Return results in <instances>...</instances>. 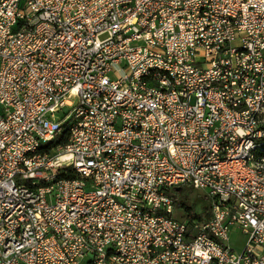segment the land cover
I'll return each instance as SVG.
<instances>
[{
	"label": "built area",
	"instance_id": "built-area-1",
	"mask_svg": "<svg viewBox=\"0 0 264 264\" xmlns=\"http://www.w3.org/2000/svg\"><path fill=\"white\" fill-rule=\"evenodd\" d=\"M262 97L264 0H0V264H264Z\"/></svg>",
	"mask_w": 264,
	"mask_h": 264
},
{
	"label": "bare ground",
	"instance_id": "bare-ground-1",
	"mask_svg": "<svg viewBox=\"0 0 264 264\" xmlns=\"http://www.w3.org/2000/svg\"><path fill=\"white\" fill-rule=\"evenodd\" d=\"M199 15L214 16V9H211L209 6H200ZM161 75H169V67H161ZM262 109H264V97H262ZM252 112H260V104H253ZM246 141L259 144L240 146L239 160L250 159V170L255 171L256 175H264V159H262V156L259 159L256 158L257 150L264 146V135L252 136V134H242V137H238V144H246ZM211 178H218V171H211ZM227 190L232 193L249 194L252 191V184L227 181ZM253 194H260V187H253Z\"/></svg>",
	"mask_w": 264,
	"mask_h": 264
},
{
	"label": "trees",
	"instance_id": "trees-1",
	"mask_svg": "<svg viewBox=\"0 0 264 264\" xmlns=\"http://www.w3.org/2000/svg\"><path fill=\"white\" fill-rule=\"evenodd\" d=\"M65 141H66V130H63L51 144L52 145L61 144L64 143ZM261 156H264V146H262L256 152L257 159H259ZM180 191H182V188L180 189ZM177 197L180 196L177 195ZM195 202L200 203V207L202 209H200L199 212H196L194 210L193 205L188 203V198L186 196H183V198L181 199L180 198L177 199V206L187 212L188 218L196 217L197 219L202 220L203 217L207 216L205 212L208 209V200L204 196L196 195Z\"/></svg>",
	"mask_w": 264,
	"mask_h": 264
},
{
	"label": "rangeland",
	"instance_id": "rangeland-1",
	"mask_svg": "<svg viewBox=\"0 0 264 264\" xmlns=\"http://www.w3.org/2000/svg\"><path fill=\"white\" fill-rule=\"evenodd\" d=\"M175 194H176V196L179 195L180 199L183 198V196H186L188 198V203L193 205L194 210L196 212H199L200 209H202L200 207V203L195 202V196L196 195L202 196L199 192L194 191L193 189L188 188V187H183L182 191L176 192ZM180 211L177 210V213L179 215L182 212V211L181 212ZM244 242H245V238L242 237L240 234H238V232H235L233 230L230 231L228 244L230 245V247L233 250L239 252L243 248Z\"/></svg>",
	"mask_w": 264,
	"mask_h": 264
},
{
	"label": "water",
	"instance_id": "water-1",
	"mask_svg": "<svg viewBox=\"0 0 264 264\" xmlns=\"http://www.w3.org/2000/svg\"><path fill=\"white\" fill-rule=\"evenodd\" d=\"M175 191H176V192H179V191H180V188H179V187H176V188H175Z\"/></svg>",
	"mask_w": 264,
	"mask_h": 264
}]
</instances>
